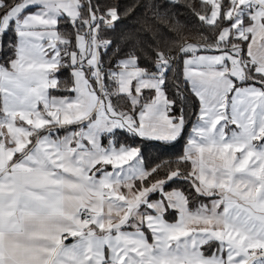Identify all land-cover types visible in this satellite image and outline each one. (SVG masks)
Wrapping results in <instances>:
<instances>
[{
	"label": "snow or ice",
	"instance_id": "snow-or-ice-1",
	"mask_svg": "<svg viewBox=\"0 0 264 264\" xmlns=\"http://www.w3.org/2000/svg\"><path fill=\"white\" fill-rule=\"evenodd\" d=\"M0 264H264V0H0Z\"/></svg>",
	"mask_w": 264,
	"mask_h": 264
},
{
	"label": "trees",
	"instance_id": "trees-1",
	"mask_svg": "<svg viewBox=\"0 0 264 264\" xmlns=\"http://www.w3.org/2000/svg\"><path fill=\"white\" fill-rule=\"evenodd\" d=\"M102 3H120L121 6L126 5L129 0H101ZM181 13L182 21L187 25L188 31L191 33L190 39H195L196 35L200 32L205 31L204 27L200 24V22L187 10L181 8L179 9ZM127 23V22H125ZM64 27H67L66 25ZM123 27V25H122ZM70 30V29H69ZM107 59V57H106ZM62 77H67L68 73L62 72L60 74ZM147 94V93H146ZM171 94V90H170ZM190 101L188 104L189 111L187 112L188 123H187V133L186 135L179 141L174 144L165 145L164 142L161 141H149L144 140L142 138H133L129 134L121 133L118 137L121 143H126L130 145H138L141 147L142 154L145 158V163L147 166L151 167L156 164H164L168 161H175L178 157H180L186 147V141L188 136L191 133V128L194 126L195 122L198 119V101H196L195 105L192 101H195V97L189 92ZM118 107H123L127 109L128 102L123 98L114 99L113 101ZM172 187H179L186 192H191L188 184L186 182H178L173 184ZM207 200V197H197L194 194L191 198V207L193 209L198 208L201 204H203ZM173 217H169L172 219Z\"/></svg>",
	"mask_w": 264,
	"mask_h": 264
},
{
	"label": "crops",
	"instance_id": "crops-1",
	"mask_svg": "<svg viewBox=\"0 0 264 264\" xmlns=\"http://www.w3.org/2000/svg\"><path fill=\"white\" fill-rule=\"evenodd\" d=\"M196 122H197V121H196ZM196 122H195V123H196ZM194 125H195V124H194ZM190 134H191V133H190ZM152 198H153V199H157L158 196H153ZM212 199H214V198H208V197H207V200H206L203 204H204V205H209V206H210V205H211V201H212ZM69 242H71V241H69Z\"/></svg>",
	"mask_w": 264,
	"mask_h": 264
}]
</instances>
